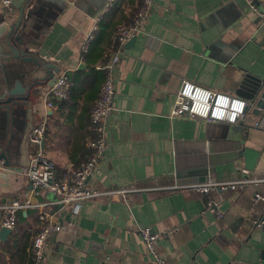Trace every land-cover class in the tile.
I'll return each mask as SVG.
<instances>
[{
	"label": "crops",
	"instance_id": "1",
	"mask_svg": "<svg viewBox=\"0 0 264 264\" xmlns=\"http://www.w3.org/2000/svg\"><path fill=\"white\" fill-rule=\"evenodd\" d=\"M139 1L110 0L87 51L71 46L62 54L59 72L68 76L70 90L59 110L46 108L45 86L33 88L29 101L10 116L0 107V153L11 163L26 166L27 133L41 120L46 121L43 155L58 174L85 161L92 138L88 116L104 66L117 50L113 34ZM155 3L120 51L106 149L87 180L92 190L122 193L86 200L73 213L47 190L37 194L29 182L17 189L8 184V192L0 193V213L11 200L26 206L17 212L16 228L0 241V264H33L40 214L59 227L45 264H153L139 234L146 226L161 235L155 247L168 264H264V230L255 228L264 203L254 200L255 193L264 195V130L243 120L228 124L169 116L182 82L189 81L235 96L245 84L246 113L257 117L249 98L255 85L257 96L264 91V25L247 0ZM49 17L48 7L37 8L32 19L51 40L56 37L51 32L64 30L66 18ZM242 178L247 184L235 190L200 193L181 187ZM220 195L229 198L219 201Z\"/></svg>",
	"mask_w": 264,
	"mask_h": 264
},
{
	"label": "built area",
	"instance_id": "2",
	"mask_svg": "<svg viewBox=\"0 0 264 264\" xmlns=\"http://www.w3.org/2000/svg\"><path fill=\"white\" fill-rule=\"evenodd\" d=\"M155 2L156 0H142L132 22L118 26L113 34L117 50L104 66L105 77L89 114V121L94 127L95 136L86 143L89 151L87 159L79 167L69 168L61 176H57L54 163L43 155L41 148L45 136L46 121L35 122L27 133L29 151L27 165L23 169V173L27 177L30 186L37 194L39 191L47 190L54 195L58 204L63 207H72L73 213H78L81 203L86 200L122 193L121 191L99 192L92 190L87 186V180L94 173L106 149L104 130L107 120L113 112L115 74L120 63V51L123 45L140 30L143 22L154 10ZM249 6L254 11L252 4L249 3ZM0 9L11 18H14L17 13L11 4V0H0ZM257 14L264 25V12H257ZM94 29H96V26ZM93 34L94 30L87 37L82 52L87 51ZM69 90L68 76L64 72L56 74L52 87L46 93V108L51 111L59 110V102L67 98ZM247 108L248 103L241 97L216 92L192 82L184 81L174 97L169 116L172 119L191 118L228 124H235L243 120L250 127L264 130V109L257 117H252L246 113ZM243 172L246 173L247 170ZM247 182L248 179L242 178V180L234 182L215 183L207 181L203 184H190L181 187L190 191L208 193L212 189H219L220 191L240 189ZM254 200L264 203V195L255 193ZM25 206L26 203L18 200H11L4 204L0 213L1 227L14 230L17 225V212ZM39 220L43 222V226L33 238V264H45L50 239L57 234L59 229L58 225L48 215L40 214ZM255 228L264 230V216L255 221ZM139 234L153 264H168L155 247L161 235L149 226L140 228Z\"/></svg>",
	"mask_w": 264,
	"mask_h": 264
},
{
	"label": "water",
	"instance_id": "3",
	"mask_svg": "<svg viewBox=\"0 0 264 264\" xmlns=\"http://www.w3.org/2000/svg\"><path fill=\"white\" fill-rule=\"evenodd\" d=\"M109 1L11 0L12 6L19 14L17 21L13 22L5 13L0 15V107L5 109L9 116L15 107L23 106L29 101L33 88L52 87L55 75L62 67V54L71 46H77L81 53L87 37L93 32ZM247 1L252 4L253 12H264V0ZM47 7L51 21L62 14L66 18V23L62 24L64 30L51 32V35L56 36L51 40L45 38L48 32L38 29L41 25L34 24L32 19L37 8L42 10ZM246 89L245 84H242L236 96L242 97ZM258 90V85L252 87L249 98L255 106L252 110L254 116H258L264 109V91L257 96ZM23 168L11 163L4 152L0 153L1 194L8 192V184L16 189L28 184ZM203 181L204 179L201 180ZM216 191L221 192L219 189ZM220 196L219 201L229 198ZM213 207L219 206L214 202ZM11 232V229L1 227L0 241H6Z\"/></svg>",
	"mask_w": 264,
	"mask_h": 264
},
{
	"label": "trees",
	"instance_id": "4",
	"mask_svg": "<svg viewBox=\"0 0 264 264\" xmlns=\"http://www.w3.org/2000/svg\"><path fill=\"white\" fill-rule=\"evenodd\" d=\"M140 2H141V0L139 1V4H137V5H140ZM137 5H136V7H137ZM135 6H134V8H131V12H129L127 15L126 14H124L123 15V19H121L118 23H120L119 25H121V23H123V22H125L126 24H128V23H131L132 22V20H133V18H134V16H135V11H136V8ZM116 10H118V9H115V11ZM115 11H113V12H115ZM112 12V11H111ZM112 16H114V13H113V15ZM104 19V18H103ZM115 25H118L117 23L115 24ZM118 25V26H119ZM117 26V27H118ZM115 50H116V47H115ZM64 101V100H63ZM63 101H61V102H59V108L58 109H60V107L62 106V103H63ZM90 114V113H89ZM88 122H89V127H90V130H91V133H92V138L95 136V132H94V127L90 124V121H89V116H88ZM88 155H89V151H88ZM88 155H87V157H88ZM87 157H86V159H87ZM85 159V160H86ZM57 170V168L55 167V171ZM56 175L57 176H61V174H58L57 173V171H56ZM21 216V214H19L18 215V217H17V219H16V221L18 222V218Z\"/></svg>",
	"mask_w": 264,
	"mask_h": 264
},
{
	"label": "rangeland",
	"instance_id": "5",
	"mask_svg": "<svg viewBox=\"0 0 264 264\" xmlns=\"http://www.w3.org/2000/svg\"><path fill=\"white\" fill-rule=\"evenodd\" d=\"M26 165H27V164H26ZM25 167H26V166H25ZM25 167H24V168H25ZM24 168H23V169H24Z\"/></svg>",
	"mask_w": 264,
	"mask_h": 264
}]
</instances>
